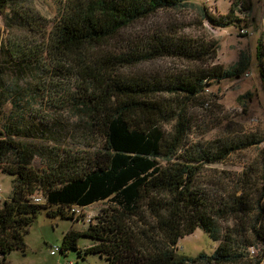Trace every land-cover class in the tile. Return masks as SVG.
Masks as SVG:
<instances>
[{
	"label": "trees",
	"instance_id": "obj_1",
	"mask_svg": "<svg viewBox=\"0 0 264 264\" xmlns=\"http://www.w3.org/2000/svg\"><path fill=\"white\" fill-rule=\"evenodd\" d=\"M238 5L245 9L243 0L232 4ZM188 7L210 28L241 20L234 8L214 14L190 0H64L49 26L19 0H0L8 29L6 39L0 33V174L12 184L0 205V264H10V252L25 251V235L42 211L88 224L70 227L51 255L72 251L106 264H264V162L242 165L233 176L204 175L207 165L264 138L191 137L194 128L207 131L193 114L210 105L208 87L244 74L249 56L241 52L226 69L212 62L216 40L147 26L160 11ZM15 29L25 33L21 41ZM256 56L264 82V38ZM158 59L190 65L140 67ZM29 68L49 74L53 101L85 129L84 150L24 141H57L67 131L58 116L24 109L17 77L16 85H6L5 72ZM7 103L12 107L5 115ZM34 158L43 161L40 169L32 166ZM99 202L104 205L89 221L77 213ZM197 228L217 242L213 253L179 254V239ZM80 237L90 240L87 246H78Z\"/></svg>",
	"mask_w": 264,
	"mask_h": 264
},
{
	"label": "rangeland",
	"instance_id": "obj_2",
	"mask_svg": "<svg viewBox=\"0 0 264 264\" xmlns=\"http://www.w3.org/2000/svg\"><path fill=\"white\" fill-rule=\"evenodd\" d=\"M234 1L190 0L193 4L207 7L214 14L225 15L231 8H234V14L241 20H236L234 23L221 28H210L205 23L200 25V16L197 11L190 7L181 10L160 11L147 20L148 27L159 26L163 30L167 29V26L182 28V33L193 36H207L216 40L218 50L212 62L220 64L226 69L237 61L241 52L249 56V65L246 70L248 75L245 72L239 77L225 78L208 87L206 92L208 96L206 97L211 99L210 105L207 108L194 110L193 114L197 125L205 126L207 131L201 134L199 128H194L195 134L191 136L193 140L213 141L224 136L264 138V82L259 74L256 56L258 41L264 38V0H243L244 10H241L240 5L237 7L232 6ZM19 2L31 7L51 26L59 17L64 0H19ZM240 29L246 32L242 33ZM0 33L3 39L8 37V29L4 23L3 13H0ZM13 34L14 36L18 35L21 41V37L25 33L15 29ZM27 40H29V37ZM188 65L190 64L181 60L158 59L153 63L142 64L140 67L159 66L168 70H175ZM13 74L10 72L4 73L5 83L6 85H16L14 77L19 79L17 88L24 97L21 102L24 109H29L32 113L40 115L58 116L67 125L65 135L57 141H46L41 137L25 139L24 141L36 144L55 143L53 145L60 144L73 150H84L83 144L88 140L82 133L85 132V129L79 123H74L76 118L70 109L62 108L59 102L53 101L52 93L47 91V88L52 87L49 83V74L36 68L23 69V71L13 72ZM43 88L44 91L42 92L41 89ZM56 90H59V88H56ZM34 92H39L40 95H36ZM246 93H249V95L241 99L240 97ZM53 104L61 107H55ZM11 107L10 103L4 105L5 115L9 114ZM70 127L77 131H69ZM262 142L254 147L231 154L223 162L207 165L204 175L214 173L224 177L233 176L236 172L242 170V165L248 166L257 163L262 165L264 162V140ZM89 143L97 146L100 144V140H93ZM32 166L40 169L43 166V161L34 158ZM11 185L10 176L0 174V205L3 200L8 198ZM103 205L104 202H99L77 213L94 217ZM86 225H88L87 222H83L80 218L77 221H71L60 216L49 217L42 211L38 214L35 222L29 226L28 233L25 235V251L14 250L6 256V259L10 264H64L67 261H72L73 264H106L104 259H100L96 255H88L85 259H81L72 251H68L65 256L59 252L56 255L50 254V250L54 246L61 244L63 233L70 227L82 230ZM89 242V239L80 237L78 246L80 248L87 246ZM216 246L217 242L213 241L206 232L197 228L191 234L179 239L177 252L192 257L199 253L210 255Z\"/></svg>",
	"mask_w": 264,
	"mask_h": 264
},
{
	"label": "built area",
	"instance_id": "obj_3",
	"mask_svg": "<svg viewBox=\"0 0 264 264\" xmlns=\"http://www.w3.org/2000/svg\"><path fill=\"white\" fill-rule=\"evenodd\" d=\"M241 32L243 33V32H246L245 30H243V29H241ZM246 75H248V72H246ZM77 212H79V210H77ZM88 221L90 220V216L88 215V219H87ZM250 253L251 254H254L255 253V250L253 249V248H251L250 249Z\"/></svg>",
	"mask_w": 264,
	"mask_h": 264
}]
</instances>
